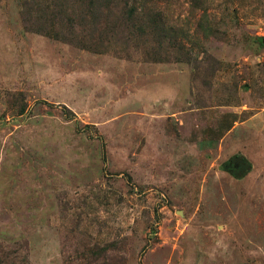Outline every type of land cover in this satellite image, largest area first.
<instances>
[{
  "label": "rangeland",
  "instance_id": "1",
  "mask_svg": "<svg viewBox=\"0 0 264 264\" xmlns=\"http://www.w3.org/2000/svg\"><path fill=\"white\" fill-rule=\"evenodd\" d=\"M0 264H264V0H0Z\"/></svg>",
  "mask_w": 264,
  "mask_h": 264
}]
</instances>
